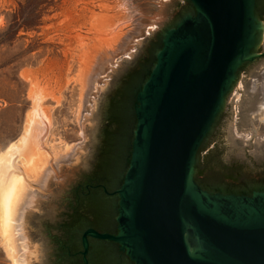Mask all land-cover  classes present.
<instances>
[{"label": "water", "instance_id": "water-1", "mask_svg": "<svg viewBox=\"0 0 264 264\" xmlns=\"http://www.w3.org/2000/svg\"><path fill=\"white\" fill-rule=\"evenodd\" d=\"M188 1L192 10L172 17L156 38L161 46L137 91L135 115L123 112L126 124L130 114L137 121L117 190L118 232L86 234L118 242L135 264H264V190L214 193L196 179L199 151L211 137L224 162L245 164V185L259 183L254 174L264 161L227 155L216 122L223 114V125L241 71L264 57V19L258 0Z\"/></svg>", "mask_w": 264, "mask_h": 264}, {"label": "rangeland", "instance_id": "rangeland-1", "mask_svg": "<svg viewBox=\"0 0 264 264\" xmlns=\"http://www.w3.org/2000/svg\"><path fill=\"white\" fill-rule=\"evenodd\" d=\"M185 2L0 0V152L24 133L29 111L36 106L25 73L59 97L49 96L40 102L48 110L50 122L40 166L28 178L31 185L17 206L13 232L16 259L21 261L25 250H34L32 264H46L42 250L46 231L37 223L40 216L36 210H52L65 178L86 164L102 134L110 94ZM22 4L27 14L35 7L40 17L34 18L36 24L31 29L21 28L11 39L6 31ZM103 4L109 7L105 9ZM120 6L124 10H117ZM107 12L125 25L113 45L102 47L96 43L95 28ZM263 102L264 57L241 71L227 99L223 125H217L220 134H225L222 146L228 147L226 154L251 165V158L264 161V127L257 117ZM0 264H14L1 234Z\"/></svg>", "mask_w": 264, "mask_h": 264}, {"label": "flooded vegetation", "instance_id": "flooded-vegetation-1", "mask_svg": "<svg viewBox=\"0 0 264 264\" xmlns=\"http://www.w3.org/2000/svg\"><path fill=\"white\" fill-rule=\"evenodd\" d=\"M184 2V1H183ZM182 3V1H181ZM192 5L185 4L176 9L177 16L191 11ZM257 13L264 19V0H258ZM161 46L160 38L147 46L145 54L135 60L134 65L121 77L119 85L108 99L109 107L102 134L94 146L86 164L65 178V185L55 199L52 210H36L40 223L46 231V242L42 243L46 264H135L120 244L108 238L86 234L93 229L98 233L118 232L119 196L124 175L129 166L132 140L137 118L126 124L125 109L135 112V100L139 87L147 79L155 63V53ZM135 115V113H134ZM220 116L217 124L221 121ZM133 124V125H132ZM131 126L134 129H131ZM131 131V132H130ZM211 136V135H210ZM218 140L209 137L200 149L196 168V179L210 192L251 194L264 190V170L254 174L252 185L244 181L248 169L241 162H224L217 155ZM201 159V160H200ZM201 162V164H200ZM36 238L39 232L33 230ZM84 237L87 247L84 245Z\"/></svg>", "mask_w": 264, "mask_h": 264}, {"label": "bare ground", "instance_id": "bare-ground-1", "mask_svg": "<svg viewBox=\"0 0 264 264\" xmlns=\"http://www.w3.org/2000/svg\"><path fill=\"white\" fill-rule=\"evenodd\" d=\"M103 5L105 9L109 7L106 4ZM122 8L120 6L117 10H124ZM108 14L107 12L101 16L99 25H96L95 28L96 43L102 47L113 45L125 25L118 24L114 20L115 14L111 16ZM25 76L32 83L29 93L36 106L34 105L33 109L29 111L24 133L14 140L7 149L0 152V234L4 238L5 246L14 264H32L33 259L36 258L34 250H25V259L21 261L16 259L13 232L17 225L14 222L16 221L17 206L22 200L26 188L31 185L28 178L40 166L44 155L42 143L45 141L50 116L48 110L41 106L40 102L49 96L56 100L59 99L54 95V92L45 88L46 85L40 86V81L34 80L32 75L25 73ZM258 111L257 117L264 127V102Z\"/></svg>", "mask_w": 264, "mask_h": 264}, {"label": "trees", "instance_id": "trees-1", "mask_svg": "<svg viewBox=\"0 0 264 264\" xmlns=\"http://www.w3.org/2000/svg\"><path fill=\"white\" fill-rule=\"evenodd\" d=\"M26 2L29 3L30 0H26ZM26 11L27 10H25V6H23V4H22V7L20 9H18V11L14 14L15 21L10 24L9 28L6 31V33L7 32L10 33L11 39H13L17 35L18 31L21 28H23L24 30L31 29V27L36 24V22H34V18L40 17V15L38 13H36L37 10L35 7H31L28 14ZM30 15H32L33 17H31ZM200 164H201V162H200Z\"/></svg>", "mask_w": 264, "mask_h": 264}]
</instances>
